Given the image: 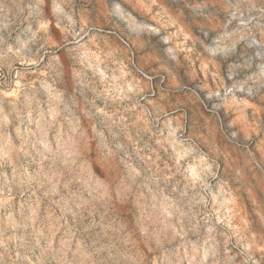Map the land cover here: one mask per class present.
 <instances>
[{
	"label": "clouds",
	"instance_id": "obj_1",
	"mask_svg": "<svg viewBox=\"0 0 264 264\" xmlns=\"http://www.w3.org/2000/svg\"><path fill=\"white\" fill-rule=\"evenodd\" d=\"M0 264H264V0H0Z\"/></svg>",
	"mask_w": 264,
	"mask_h": 264
}]
</instances>
